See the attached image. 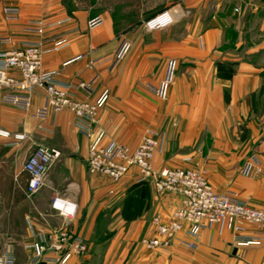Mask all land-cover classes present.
<instances>
[{
	"label": "crops",
	"instance_id": "obj_1",
	"mask_svg": "<svg viewBox=\"0 0 264 264\" xmlns=\"http://www.w3.org/2000/svg\"><path fill=\"white\" fill-rule=\"evenodd\" d=\"M251 1L0 0V52L40 44L41 67L57 71L58 82H93L92 95L74 91L77 98L105 95L86 137L68 111L34 116L43 89L34 90L28 110L2 102L0 92V129L25 135L18 142L0 137V254L10 247L16 264H29L28 246L66 225L88 250L65 264H264V242L240 244L259 234L254 226L235 234L226 223L215 225L195 240L180 233L169 247L147 250L141 240L156 236L152 218H169L179 198L156 194L149 180L138 183L136 168L116 183L86 168L94 143L134 148L154 130L164 136L155 170L198 169L216 192L264 208V0ZM6 7L18 8L15 18L5 17ZM165 9L174 23L145 30ZM95 17L101 23L88 29ZM124 39L129 45L118 58ZM38 144L61 156L27 198L22 167ZM54 197L75 202V218L65 223L51 208Z\"/></svg>",
	"mask_w": 264,
	"mask_h": 264
},
{
	"label": "built area",
	"instance_id": "obj_2",
	"mask_svg": "<svg viewBox=\"0 0 264 264\" xmlns=\"http://www.w3.org/2000/svg\"><path fill=\"white\" fill-rule=\"evenodd\" d=\"M7 19L15 18L18 8L6 7L2 10ZM101 23L99 17L87 22L88 29ZM174 23V14L165 9L143 23L148 31L162 30ZM34 31L42 33L41 22L34 23ZM5 42H9L8 39ZM124 39L117 51L119 58L128 47ZM60 42L54 44L57 50ZM44 50L40 44H31L22 49L0 52V92L2 102L22 110L31 108V96L35 89L45 92L44 104L34 110V116L45 119L50 113L70 112L74 117L76 130L88 137L97 123V115L104 102L105 95L96 100L79 99L74 91H82L87 96L93 93V82H79L76 85L58 82L57 71H44L42 58ZM80 59V56L77 57ZM12 72H17L19 79ZM170 82L169 77L163 81V86ZM162 95V89L154 91ZM0 137L13 138L15 142L25 139L23 134H11L0 129ZM164 136L154 130H147L138 145L130 148L110 141L99 145L94 143L88 148L86 168L90 175H102L112 182H119L131 168L137 169V182L150 181L156 194H173L179 198L178 207L167 219L155 215L151 222L156 236L142 239L141 244L147 250L158 247H169L174 239L184 233L195 240L201 229L215 225L228 224L235 234H240L246 226H254L259 230L257 236L247 238L240 244H258L264 242V208H256L238 199L234 195L216 192L198 169L163 168L155 170L154 159L162 149ZM58 149L43 144L35 146L32 154L23 164L22 171L28 181L24 188L27 198L34 196L43 186L48 168L59 159ZM51 208L65 223L75 218L78 207L75 202L54 197ZM239 243V242H238ZM189 247L195 244L191 241ZM33 250L29 264H65L71 256H82L87 253L86 242L67 228L66 225L48 232L41 242L28 246ZM0 264H16L13 251L7 247L0 254Z\"/></svg>",
	"mask_w": 264,
	"mask_h": 264
},
{
	"label": "rangeland",
	"instance_id": "obj_3",
	"mask_svg": "<svg viewBox=\"0 0 264 264\" xmlns=\"http://www.w3.org/2000/svg\"><path fill=\"white\" fill-rule=\"evenodd\" d=\"M253 1H254V0H253ZM253 1H251V2L253 3ZM236 6H237V5H236ZM255 20H257V19L255 18ZM257 22H258V21H257ZM229 36L232 37V34H229Z\"/></svg>",
	"mask_w": 264,
	"mask_h": 264
},
{
	"label": "trees",
	"instance_id": "obj_4",
	"mask_svg": "<svg viewBox=\"0 0 264 264\" xmlns=\"http://www.w3.org/2000/svg\"><path fill=\"white\" fill-rule=\"evenodd\" d=\"M139 183H141V182H139Z\"/></svg>",
	"mask_w": 264,
	"mask_h": 264
}]
</instances>
